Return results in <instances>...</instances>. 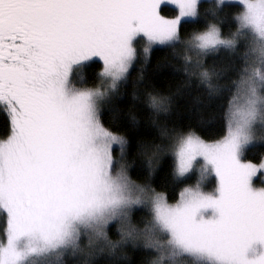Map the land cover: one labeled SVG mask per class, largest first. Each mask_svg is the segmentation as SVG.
Wrapping results in <instances>:
<instances>
[{"label":"snow or ice","instance_id":"6c2138e0","mask_svg":"<svg viewBox=\"0 0 264 264\" xmlns=\"http://www.w3.org/2000/svg\"><path fill=\"white\" fill-rule=\"evenodd\" d=\"M0 116V264H264V0H0Z\"/></svg>","mask_w":264,"mask_h":264},{"label":"trees","instance_id":"16d2710c","mask_svg":"<svg viewBox=\"0 0 264 264\" xmlns=\"http://www.w3.org/2000/svg\"><path fill=\"white\" fill-rule=\"evenodd\" d=\"M162 55H164L163 52H154L152 56L150 57V59L152 60L153 63H155L156 59ZM99 70H100L99 67H92L90 69H86L85 75L89 76V73H91V75H95L96 73L99 72ZM135 74H136L135 71H133V76ZM121 92H122V95L119 97L117 101L118 105L125 112H127V110L130 107H133L135 105V108H133V110L139 122L143 124L146 109L142 108V106H140L137 101H134L133 99L134 88H133L131 81H129L123 86V88L121 89ZM203 118L207 123L202 125V131L204 132L205 135L215 137L221 127L218 121V118H217V114L215 113V110L212 108L207 109L203 113ZM196 119L199 120V117H197ZM3 123H4L3 117L0 116V133H2V130H3ZM245 155L248 159H251L253 161H260L262 157H264V147H261L259 144L252 145L246 151ZM170 163H171L170 160L167 162L161 163V165L159 166V168L157 169V172L155 173L153 177L155 185L164 184L165 179H166V174L171 172ZM186 183H195V178H193V180L191 181H187ZM183 186L184 185H180L179 187L175 188V190L172 191L170 194L174 195L178 199L180 187H183ZM112 238L115 239L116 238L115 235H113Z\"/></svg>","mask_w":264,"mask_h":264},{"label":"rangeland","instance_id":"374dc122","mask_svg":"<svg viewBox=\"0 0 264 264\" xmlns=\"http://www.w3.org/2000/svg\"><path fill=\"white\" fill-rule=\"evenodd\" d=\"M261 160H264V157H262V159H261ZM254 162H257V163H258L259 161H254Z\"/></svg>","mask_w":264,"mask_h":264}]
</instances>
